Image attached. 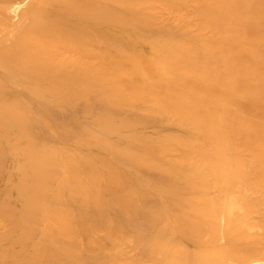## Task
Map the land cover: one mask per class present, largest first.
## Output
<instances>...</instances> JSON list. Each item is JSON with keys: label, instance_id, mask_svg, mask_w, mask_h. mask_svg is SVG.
<instances>
[{"label": "bare ground", "instance_id": "6f19581e", "mask_svg": "<svg viewBox=\"0 0 264 264\" xmlns=\"http://www.w3.org/2000/svg\"><path fill=\"white\" fill-rule=\"evenodd\" d=\"M0 264H264V0H0Z\"/></svg>", "mask_w": 264, "mask_h": 264}]
</instances>
